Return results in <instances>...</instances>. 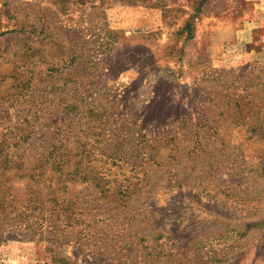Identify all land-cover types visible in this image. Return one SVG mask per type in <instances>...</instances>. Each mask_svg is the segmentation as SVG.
Masks as SVG:
<instances>
[{
  "label": "rangeland",
  "instance_id": "374dc122",
  "mask_svg": "<svg viewBox=\"0 0 264 264\" xmlns=\"http://www.w3.org/2000/svg\"><path fill=\"white\" fill-rule=\"evenodd\" d=\"M0 149V264H264V0H0Z\"/></svg>",
  "mask_w": 264,
  "mask_h": 264
},
{
  "label": "trees",
  "instance_id": "16d2710c",
  "mask_svg": "<svg viewBox=\"0 0 264 264\" xmlns=\"http://www.w3.org/2000/svg\"><path fill=\"white\" fill-rule=\"evenodd\" d=\"M1 155H3V154H1V149H0V156ZM8 156L9 155H5L2 159L5 161V160H7ZM2 159H0V168L5 169V167L3 166V163H2ZM14 167L16 168V166H14ZM17 172H18V170H16L15 174H17ZM4 175H5L4 171L0 173V213H1V209H3L5 207V204L10 203L8 201L9 199L15 200L14 197H9V196L5 195ZM5 178L8 179L7 176ZM5 182H6V180H5ZM0 224L1 225L3 224L1 220H0ZM0 229H1V227H0Z\"/></svg>",
  "mask_w": 264,
  "mask_h": 264
}]
</instances>
